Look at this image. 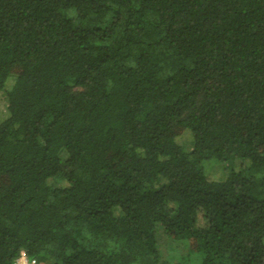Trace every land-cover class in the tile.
Here are the masks:
<instances>
[{
  "label": "trees",
  "instance_id": "16d2710c",
  "mask_svg": "<svg viewBox=\"0 0 264 264\" xmlns=\"http://www.w3.org/2000/svg\"><path fill=\"white\" fill-rule=\"evenodd\" d=\"M0 91V264H264V0H0Z\"/></svg>",
  "mask_w": 264,
  "mask_h": 264
},
{
  "label": "rangeland",
  "instance_id": "374dc122",
  "mask_svg": "<svg viewBox=\"0 0 264 264\" xmlns=\"http://www.w3.org/2000/svg\"><path fill=\"white\" fill-rule=\"evenodd\" d=\"M0 109L3 114L6 113L7 98L3 91H0ZM184 133H189V130H186ZM181 142L184 144L185 150H189L193 147V142L188 136H184L181 139ZM238 162L239 160H235L233 163H219L211 161L206 167V170L207 173L208 171L210 172L211 176V170H217V176L215 178L222 179L231 169L237 168ZM157 246L160 252L161 261L168 264H198L201 259V255L197 252L191 253L187 245L178 246L174 239L164 234L162 227H159L157 231Z\"/></svg>",
  "mask_w": 264,
  "mask_h": 264
},
{
  "label": "built area",
  "instance_id": "2783aa9c",
  "mask_svg": "<svg viewBox=\"0 0 264 264\" xmlns=\"http://www.w3.org/2000/svg\"><path fill=\"white\" fill-rule=\"evenodd\" d=\"M14 264H35L34 260H29L25 252H21V255L15 260Z\"/></svg>",
  "mask_w": 264,
  "mask_h": 264
}]
</instances>
